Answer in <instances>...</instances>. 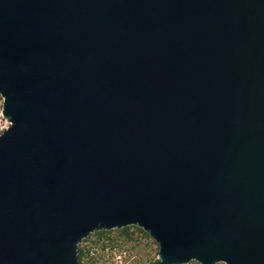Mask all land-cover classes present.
Wrapping results in <instances>:
<instances>
[{
	"label": "water",
	"instance_id": "water-1",
	"mask_svg": "<svg viewBox=\"0 0 264 264\" xmlns=\"http://www.w3.org/2000/svg\"><path fill=\"white\" fill-rule=\"evenodd\" d=\"M0 96V264H264V0H0Z\"/></svg>",
	"mask_w": 264,
	"mask_h": 264
},
{
	"label": "rangeland",
	"instance_id": "rangeland-1",
	"mask_svg": "<svg viewBox=\"0 0 264 264\" xmlns=\"http://www.w3.org/2000/svg\"><path fill=\"white\" fill-rule=\"evenodd\" d=\"M2 102L0 96V133L9 125L1 113ZM103 231L90 233L79 244L84 249L81 264H154L158 260L157 243L140 227L130 225L126 233L121 228ZM185 264L200 263L191 260Z\"/></svg>",
	"mask_w": 264,
	"mask_h": 264
},
{
	"label": "trees",
	"instance_id": "trees-1",
	"mask_svg": "<svg viewBox=\"0 0 264 264\" xmlns=\"http://www.w3.org/2000/svg\"><path fill=\"white\" fill-rule=\"evenodd\" d=\"M129 227H130V226L122 227V228H121V231L124 232V233H126ZM98 232H99V233H102V232H104V231L101 230V231H98ZM87 237H88V236H87ZM87 237L84 238L83 241L86 240ZM83 254H84V249L79 245V246H78V261H79V264H81V258H82V256H83ZM154 263H155V262H154Z\"/></svg>",
	"mask_w": 264,
	"mask_h": 264
}]
</instances>
